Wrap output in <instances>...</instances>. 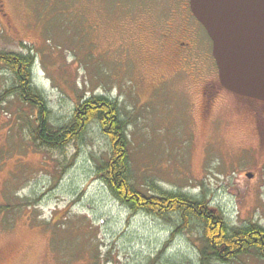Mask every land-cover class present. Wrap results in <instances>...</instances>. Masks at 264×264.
I'll return each instance as SVG.
<instances>
[{
	"label": "rangeland",
	"instance_id": "374dc122",
	"mask_svg": "<svg viewBox=\"0 0 264 264\" xmlns=\"http://www.w3.org/2000/svg\"><path fill=\"white\" fill-rule=\"evenodd\" d=\"M2 2L0 52L34 56L53 129L84 99L107 96L127 121L143 190L205 196L231 223L264 226V102L221 89L207 110L204 84L218 81V67L206 49L199 70L161 75L183 66L172 47L155 50L169 0ZM13 83L0 62V264H198L195 230L172 235L175 216L131 212L105 185L97 166L109 141L98 122L63 147L40 145L37 110L7 94Z\"/></svg>",
	"mask_w": 264,
	"mask_h": 264
},
{
	"label": "trees",
	"instance_id": "16d2710c",
	"mask_svg": "<svg viewBox=\"0 0 264 264\" xmlns=\"http://www.w3.org/2000/svg\"><path fill=\"white\" fill-rule=\"evenodd\" d=\"M34 61L33 55L0 52V62L9 66L14 77L7 94H18L37 110L34 139L38 144L63 147L81 138L89 123L98 122L109 141V155L98 164L97 172L111 193L131 212L171 219L175 216L172 235L195 230L202 241L198 264H230L245 255L264 259V226L260 223L233 224L223 213L212 209L205 196L166 190L155 183L154 192L143 190L144 185H139L132 176L127 121L115 100L104 95L88 97L79 103L68 122L53 129L51 108L43 91L35 85Z\"/></svg>",
	"mask_w": 264,
	"mask_h": 264
},
{
	"label": "water",
	"instance_id": "95a60500",
	"mask_svg": "<svg viewBox=\"0 0 264 264\" xmlns=\"http://www.w3.org/2000/svg\"><path fill=\"white\" fill-rule=\"evenodd\" d=\"M190 5L212 41L222 86L264 102V0H190Z\"/></svg>",
	"mask_w": 264,
	"mask_h": 264
},
{
	"label": "flooded vegetation",
	"instance_id": "af4514ba",
	"mask_svg": "<svg viewBox=\"0 0 264 264\" xmlns=\"http://www.w3.org/2000/svg\"><path fill=\"white\" fill-rule=\"evenodd\" d=\"M0 1L1 7L5 5L2 2L3 0ZM156 1L158 2V0ZM160 1L163 2L164 0ZM169 1L171 2L170 7H168L169 4L166 5V20L161 25V29H157L155 33L158 34L155 50L158 48L164 51V49L172 47V49L179 54L180 62L183 66H176L172 73L162 72L161 74L163 77L167 76L170 78L172 75H182V72L186 70V67L192 68L193 70L198 68L199 70L201 67L199 65H201V62L203 61L201 54L198 53L199 51H204V49H206L208 58L211 59L210 61H212L214 57L212 53V41L205 27L194 15L191 9L190 0ZM204 80L205 79L203 78L202 81L204 82ZM221 89L228 90L220 83L218 72V81H215V83L207 82L204 84L205 91H203V95L209 96V105H205L208 107L206 108L207 110H211V105H213L212 103L214 98L213 95H216L217 93L215 94V92L218 90L221 91ZM234 94L236 95V93Z\"/></svg>",
	"mask_w": 264,
	"mask_h": 264
}]
</instances>
